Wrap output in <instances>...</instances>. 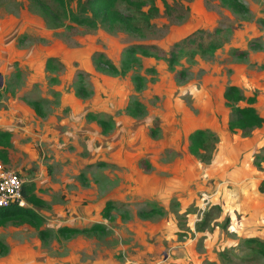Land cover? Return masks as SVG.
<instances>
[{"label":"rangeland","instance_id":"rangeland-1","mask_svg":"<svg viewBox=\"0 0 264 264\" xmlns=\"http://www.w3.org/2000/svg\"><path fill=\"white\" fill-rule=\"evenodd\" d=\"M41 1L57 14L56 23L30 0H0V109L9 105V99L37 100L41 102L44 121L56 115L61 120L69 114L66 109H59L61 100L65 99V107H69L75 98L93 99V103L103 109L102 117L113 115L116 119L120 116L118 129L108 132L110 145L102 152L104 158L110 157L107 152L120 149V145L125 149H136L141 144L142 149H151L146 158L154 156V149H167L155 159H159L158 163L169 164V175H164L166 187L160 188L156 198L145 199L130 209L117 200L119 194L125 192L120 191L123 188L119 189L122 176L117 168L103 160L87 165L93 159H103V154L98 151L90 156L83 150L73 164L76 170L71 172L72 176L64 182L66 184L47 195L52 210L39 213L44 220L40 231L45 235L40 236L38 230L27 225L0 227V243L3 245L0 247V264H116L122 256L116 249L121 241L117 238L120 229H138L136 234L131 232L123 237L130 247L138 242H155L156 228L161 227L167 218L175 219L178 227L187 229V219L192 217L187 214L196 213V209H187L181 214L182 202L200 195L204 200L206 194L214 193L216 186H213L218 182L215 174L219 171L214 165L229 158L225 150L220 153L219 149H232L235 138L239 139L237 148H241L247 138H253L254 130L228 132L227 124L232 113L224 104L223 92L226 87L234 85L247 96L256 95L255 109L264 115V99L255 88L261 83L264 86V0H239L248 8L247 14L233 13L218 0H166L170 6L166 13L161 0H154L159 13L151 19L150 26L136 23L142 29L141 35L120 29L109 32L103 26L97 29L71 27V22L52 0ZM65 1L67 8L75 12L76 1ZM187 37L194 38L196 44L188 45L186 53L170 70L165 58L175 43ZM211 41L218 43L215 53L201 54L200 44L206 47ZM139 45L156 47V51L150 52L158 53L161 59L142 57L135 71L124 77L96 72L92 66V56L103 53L119 67L124 48ZM242 53L246 56H239ZM21 54L24 57L19 60L17 57ZM49 57L56 59L54 72L43 70V62ZM6 63L10 65L6 66ZM78 72L82 74L86 92H89L81 98L75 94ZM134 74L143 78L140 92L134 90L131 81ZM51 78L55 79L54 82H50ZM134 102L140 103L144 114L131 122L125 116V109ZM87 110L85 107L82 111L86 113ZM122 124L129 128H123ZM112 125L117 126L115 121ZM156 126L158 135L151 138L149 130ZM197 129L205 130L213 137L200 155L194 157L188 152L187 138ZM122 136L124 141H120ZM74 140L80 144L86 141L82 138ZM262 155L264 150L253 157L240 153L233 159L251 162V175L258 179L264 177V172L260 171L262 168L256 156ZM13 165L8 168L25 181V169L19 172ZM204 170H207L205 177L201 175L202 171L205 174ZM257 170L259 172H255ZM210 172L215 173L214 178ZM131 174L135 193L146 194L144 187L137 189V172ZM203 178L206 179L204 189L201 187ZM106 201L113 203L108 220L101 215ZM209 205L204 207L205 210L201 209L203 217L209 213ZM150 211L152 213L148 214ZM239 219L235 220L230 231L227 228L226 231L233 234L231 231L240 227ZM97 223L106 227L105 233L65 236L59 232L60 228L88 229ZM143 228L147 229L145 236L141 231ZM150 239L152 241H148ZM244 239L238 241L241 243ZM246 243L256 248L254 243ZM94 246L96 249H92ZM110 254L114 261H109ZM253 254L256 258L248 264H264L263 255ZM234 262L232 264H244L237 258ZM201 264L206 262L201 261Z\"/></svg>","mask_w":264,"mask_h":264},{"label":"crops","instance_id":"crops-1","mask_svg":"<svg viewBox=\"0 0 264 264\" xmlns=\"http://www.w3.org/2000/svg\"><path fill=\"white\" fill-rule=\"evenodd\" d=\"M23 57L24 55L21 54L17 58L20 60ZM8 65L10 64L6 63V66ZM44 65L45 60L43 68ZM43 70L45 71V68ZM255 88L260 93V97L264 99L263 83ZM64 100H61L59 109H66L69 114L61 120L56 115L44 121L45 115L44 118L37 117L31 107L18 99H9V105L0 109V130L11 133L12 148L9 150V164L6 167L16 163L13 165L14 170L21 172L23 168L25 169L24 175L27 177L24 182L35 184L37 195L48 205L45 211L52 210L47 195L57 192L63 184H66L64 182L72 176V171L75 172L73 164L79 160L83 150L86 155L92 156L93 152L101 151L102 153L106 150L104 148L110 145L109 135H103L96 122L89 121L85 117L87 113L103 111L93 103V99L83 101L75 98L69 107H65ZM85 107L86 110L89 109L83 113L82 110ZM106 112L109 113V110ZM260 116L264 119L263 114ZM121 117L124 118L123 115ZM126 117L131 122L135 121ZM119 118L120 116L115 119L117 126L115 125L116 127H113L112 131L118 129ZM122 127L129 128L124 124ZM260 129L254 130L253 138H247L244 141L245 145H242L241 148H237L239 139L235 138L232 149H219L220 153L225 150L229 158L215 163V170H219L216 174L210 172L213 178L215 174L218 181L213 186H216L214 194L211 196L206 194L209 197L206 205L210 204L209 209L212 207L213 210L210 215L206 213L204 218L200 214L201 209L205 210L206 206L202 207L203 200L200 195L195 199L189 197L187 201L182 202L183 212L179 213L184 214L187 209H196V213L192 211L187 214L192 215L187 219V229L178 227L174 223H177L175 219L167 218L162 222L161 227L156 228L155 242H138L132 244L133 247L126 244L123 237L131 232L136 234L138 229H130V227L120 229L117 238L121 241L116 249L119 252L118 255L122 254V256L116 264H201V261H205L206 264H232L236 258L243 261L244 264L251 263V260L256 258L253 252H256L246 242L250 239L264 241V194L258 191L259 184L264 180V177L254 179L251 175V162L234 160L233 156L245 153L249 157H253L263 151L264 131L262 128ZM257 133L262 135L258 136ZM122 137L120 141H124V137L123 139ZM79 138L86 139L85 144L74 140ZM150 150L142 149L141 144L136 149H125L123 145H120V149L107 152L110 153V157L105 159L104 153H102L103 159H93L87 165H92L91 162L97 160L114 165L119 175L122 176L119 189L123 188L120 191L125 190L119 194L117 200L127 205V208L133 209L135 205H140L139 202L145 199L156 198L160 188L166 187L164 175H169V164L158 163L159 159L155 158L160 157L167 149H154V156L146 158ZM112 153H115L114 157L111 156ZM141 159L148 161L149 171H145L139 166ZM261 168L260 171L264 172V163H261ZM229 169H233V171ZM239 169L240 171H238ZM132 171L137 172L139 177L137 189L140 190L144 187L146 194L135 193ZM206 171L205 174L202 171L203 177L206 176ZM255 172H259V170ZM222 175L224 176L221 177ZM203 180L202 189L206 182L205 178ZM163 196L166 197V194ZM170 196H173L172 193ZM151 213L152 211L148 214ZM203 218L204 220H202ZM237 218H240L241 224L236 231H231L236 234L235 236L229 231ZM226 228L229 231H226ZM108 229L110 230L109 227ZM145 230L147 229H141L143 235ZM239 238L245 239L240 243ZM148 241H152V239ZM130 248L131 252H129ZM92 249H96V246ZM110 257L109 261L110 259L114 261L112 254Z\"/></svg>","mask_w":264,"mask_h":264},{"label":"trees","instance_id":"trees-1","mask_svg":"<svg viewBox=\"0 0 264 264\" xmlns=\"http://www.w3.org/2000/svg\"><path fill=\"white\" fill-rule=\"evenodd\" d=\"M30 1L34 2L40 8L42 13L53 23H56L59 19L57 14L41 0ZM52 1L60 8L61 14L71 22L73 25L71 27L77 26L86 27L88 29H97L103 26L109 32L120 29L133 35H141L142 29L136 23L140 22L143 26H150L149 24L151 19L159 13L154 0H75L77 5L75 12L67 8L65 0ZM218 1L223 7L229 9L233 13L247 14L249 12L248 8L239 0ZM161 3L164 7V11L168 13L170 11V6L167 1L161 0ZM194 44H196L195 39L189 37L175 43L168 53V56L165 58L168 68L173 70L174 66L178 64L179 58L186 53L187 46ZM217 48L218 43L211 41L206 47H203L202 44H200L198 49L203 55H213ZM151 50L156 51L157 49L153 46L144 45L128 46L124 48L121 53L122 59L120 60L119 67L107 59L103 53H96L92 56V66L96 72L124 77L128 73L135 71L136 67L140 65V58L142 57H154L155 59H161V56L158 55V53L153 54L150 52ZM239 56L245 57L246 54L242 53ZM55 61L56 59L53 57L46 59L44 65L46 72H54L56 70L53 66ZM76 77L78 80V88L75 94L80 98L85 97L89 94V92L87 93L83 86L82 74L78 72L76 73ZM54 80V78H51L50 82H54ZM131 81L134 84L135 92H140L143 89V78L140 75H132ZM223 100L225 106L228 107L232 113L231 119L227 124V130L229 133L235 134L236 132H251L262 128L264 119L255 109L257 101L256 95L247 96L238 86L230 85L226 87L223 92ZM25 103L33 109L37 117L44 118L40 101L32 100ZM125 111V115L134 120L139 119L138 117L143 116L144 114L139 102H134L132 106H127ZM100 113H87L85 117L89 121L96 122V124L101 128L102 134L106 135L113 129L114 124L112 125V122L115 121V118L112 117L113 115L102 117ZM157 133V126L152 127L149 130L151 138H156L158 135ZM211 137H213V135L202 129H197L190 133L187 138L189 154L194 157L199 156L205 149L206 143ZM11 148V133L0 130V162L5 167L9 164V150ZM258 156H256V158H259L258 165H261V163H264V155L260 157ZM139 166L145 171H149L150 169L149 163L146 159H141L139 161ZM258 191L261 194H264V180L260 182ZM21 194L26 206H11L6 209H0V227H5L8 224L12 226L27 225L38 230L40 236L45 235L43 231H40L44 220L39 213L48 208L46 201L37 195V190L35 184L33 183L24 182ZM213 194H209V196ZM112 210L113 203L111 201H107L101 212L102 218L104 220L110 219ZM208 212L210 214L213 212L212 207ZM209 213L208 215H210ZM105 231L106 227L98 223L88 229H59L60 234L65 236L77 234H102L105 233ZM248 242L254 243L256 248L253 246L252 248L258 255L264 256V241L250 239ZM0 247H3L1 243Z\"/></svg>","mask_w":264,"mask_h":264},{"label":"built area","instance_id":"built-area-1","mask_svg":"<svg viewBox=\"0 0 264 264\" xmlns=\"http://www.w3.org/2000/svg\"><path fill=\"white\" fill-rule=\"evenodd\" d=\"M24 181L17 172L8 169L0 162V209L11 206L25 207L21 190ZM203 200L202 207L208 202V196Z\"/></svg>","mask_w":264,"mask_h":264},{"label":"water","instance_id":"water-1","mask_svg":"<svg viewBox=\"0 0 264 264\" xmlns=\"http://www.w3.org/2000/svg\"><path fill=\"white\" fill-rule=\"evenodd\" d=\"M1 85H2V78H1V75H0V87H1Z\"/></svg>","mask_w":264,"mask_h":264}]
</instances>
